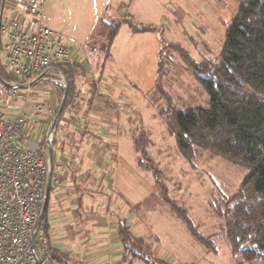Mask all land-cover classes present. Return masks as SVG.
Listing matches in <instances>:
<instances>
[{"label": "rangeland", "instance_id": "obj_1", "mask_svg": "<svg viewBox=\"0 0 264 264\" xmlns=\"http://www.w3.org/2000/svg\"><path fill=\"white\" fill-rule=\"evenodd\" d=\"M238 3L240 0H47L44 14L45 24L49 28L82 42L95 77V58L104 57L106 53L108 22L126 18L127 15L122 13L124 11L133 15L135 23H151L156 27V32L152 31V35L144 36H150L152 43L153 35L157 40L156 64L160 51L162 61L165 63L162 86L170 94L169 100L179 106L193 107L206 106L207 96L195 79L191 67L184 62L178 52L176 44L194 60L209 59L212 62L217 60L225 31L237 10ZM7 13L4 10L3 24H6L9 16ZM159 35L163 38L161 44L158 41ZM133 36L128 27L123 25L119 34L120 43L130 41L134 55L137 56L134 57V61L140 62L139 70L141 74L144 73L143 76L138 75V70L133 77L120 71L117 72L121 75L119 81L117 78L106 80L98 76V85L97 80L93 81L92 74L93 80L91 76L88 77L91 87L89 97H92L98 106L96 109L98 114L93 115H99L98 119L103 118L102 121H105L103 127L108 131V134L98 142L107 152L103 170L104 173L109 170L112 175L109 184L111 189L109 188L107 195L113 199V210L121 218L127 219L128 213H133L134 207L142 203L146 196H150L154 189L160 190L154 185L152 176L141 170L136 163L140 146L137 135L143 131L150 140L147 147L150 155L163 168L161 179L167 189L166 196L178 206L185 207L195 231L209 239L208 246L198 242L185 224L170 210L168 204L153 205V215L147 218L136 208L138 219L136 223L141 229L139 234L147 241L150 250L168 264H248L243 262L240 254L233 253L225 231V219L222 216L225 207L228 206L227 197L235 192L239 183L244 180L246 170L207 155L198 160L193 167L179 156L173 138L167 133L163 121L158 116L159 110L166 107L169 100L162 99L158 103L163 107H153L148 101L156 80L157 69L153 70L155 56L151 49L148 50V42L144 46L140 45L135 42L134 38L137 36ZM94 47L99 48L97 54L94 51L90 53V49ZM0 60L4 62L3 53H0ZM58 82L47 81V85H43L47 91L39 90L33 85L27 100L28 106L31 108L34 101H37L36 104L47 103L50 117L55 116L62 97V86ZM116 82L121 84L123 82V88H116ZM52 86L60 88L53 98L51 96L53 94L49 93ZM22 102L12 101L11 106L22 105ZM45 117V111L38 115L41 120ZM64 132L61 120L57 135L60 136ZM83 148L92 155L95 152L94 147ZM56 152H59V149ZM90 168L89 184L95 191H99L98 185L95 186L98 180L94 181L98 178L99 166L92 162ZM76 171L78 174H84L87 170L81 171L77 168ZM94 201L91 200L92 205L95 204ZM90 212L87 210L85 214H91ZM64 221L69 224L67 228L59 225L58 218L54 221L55 224L53 222L51 225L50 238L55 246L61 250H73L81 255L87 254L88 244L94 243L102 247L97 231L87 232L88 222L85 223L84 216L80 223H76L71 214H65ZM82 223L85 224V228L79 227ZM138 225L136 227L139 228ZM153 225L155 236L151 234L150 229ZM132 232L138 236L136 230L133 229ZM150 238L152 240L149 244ZM100 261L101 264H107V260ZM114 264L146 263L137 259L124 261L118 258Z\"/></svg>", "mask_w": 264, "mask_h": 264}, {"label": "trees", "instance_id": "obj_2", "mask_svg": "<svg viewBox=\"0 0 264 264\" xmlns=\"http://www.w3.org/2000/svg\"><path fill=\"white\" fill-rule=\"evenodd\" d=\"M126 15L124 19L107 23L109 34L105 55H108L109 47L123 24L127 23L134 33L156 32L154 25L135 23L130 15ZM159 36L161 44L163 38ZM176 46L206 93L207 104L183 107L169 100L171 96L162 86L165 63L160 51L156 80L148 96L149 104L163 107L158 103L162 99L169 100L166 107L159 110L158 116L173 138L177 153L187 164L195 167L196 162L207 155L246 170L244 180L227 197L228 206L222 216L233 253L240 254L245 263L264 264V0H240L225 31L217 60H194L178 44ZM97 64L99 62L95 59L94 66ZM57 66L65 72L68 81L63 112L73 99L74 77L81 65L76 61ZM0 75L9 80L1 69ZM137 137L140 145L138 165L151 172L162 188L170 210L185 224L191 235L208 246L209 239L195 231L185 207L178 206L166 196L167 189L161 179L163 168L149 153L147 134L141 131ZM53 160L51 155L52 169ZM45 212L40 226L47 238ZM118 232L125 261L137 259L146 264H168L156 257L147 246V241L136 236L125 223L119 225Z\"/></svg>", "mask_w": 264, "mask_h": 264}, {"label": "crops", "instance_id": "obj_3", "mask_svg": "<svg viewBox=\"0 0 264 264\" xmlns=\"http://www.w3.org/2000/svg\"><path fill=\"white\" fill-rule=\"evenodd\" d=\"M22 5L23 4L19 0H8V2L6 0L3 8V13L4 10H6L9 15H7L8 17L5 21L6 23L9 22L15 12L20 13V16L24 19V21L29 19V17L24 14L25 11ZM122 13L130 15L134 22L133 15L131 13H126L124 11ZM123 25L128 27L129 32L134 35L133 37L137 36L134 38L135 42H138V44H142L143 46L148 42V50L151 49L153 51V55L155 56L157 47V40L155 36L153 35L151 38L154 43L150 40V36H144L148 34L152 35V33H134L130 30L127 23ZM123 25H121L114 37L109 47L108 55H104V57L102 56L99 59L96 56L95 59L99 62V64H97L99 67L95 65L96 77L93 75L94 73L92 74L93 67L89 63V58H83L80 51H77V55L79 53L77 61L81 65V69L78 70V73L74 77L75 91L73 99L66 106L64 111L61 112L56 123L53 124L55 116L50 117V108L46 107L47 103L36 104L37 101H34L30 108L26 101V125L24 131L19 135V137H17V143L20 146H38L42 149V151H48V142H51V155H53L54 158V169H52V179L47 199V212H45L48 231L47 238H49L50 244L55 252L69 256L72 261L77 259L82 264H101V259L107 260V264H114V261L118 260V258H122V260H124V248L118 232L119 225L121 223H125L131 231L133 229L136 230L138 232V237H141L139 234L141 231L140 226L136 223V221H138L136 208L142 212L144 217L147 218L153 215V205H167L163 197V190L154 179L152 180L155 182L154 185L158 190H160L157 191L154 189L150 196H146L142 203H139L134 207V210L132 211L133 213H128L127 219L123 217L121 218V216L113 210V199L109 198L107 195V191L111 189L109 184L111 183L112 175L109 173V170L107 173H104L103 167L104 164H106L105 159H107V152L105 151L104 146L98 141L102 140L103 137L108 134V131L106 130L107 128L103 127L105 123L104 120L102 121L103 118L98 119V111L96 112V109H98L97 103H94L92 97H89L88 93L91 91V87L88 82V77L92 74L94 77L93 80V77L91 76L92 80L94 82L97 80L96 83L98 85V76L101 79L104 78L107 80L109 78L110 80V78H117L118 80V78H121V75L119 73L117 74V72L120 71L121 73L124 72L126 75L133 77L136 74L135 72L138 70V75L143 76L144 73L141 74V71L139 70V66H141L140 62L136 63V61H134L137 56L134 55V48L130 45V41L128 43H125L124 41L120 43L119 34ZM74 40L83 45L81 41L76 39ZM74 49H76V47H74ZM98 50L99 48L96 49L94 47V49H90V53L94 51L97 54ZM0 53H3L1 49ZM156 66L155 56L153 70L157 68ZM148 67H150V65ZM0 69L4 75L7 74L5 63L1 60ZM6 77L9 78L8 75H6ZM5 80L8 79H4V77L0 75V104L3 103L0 105V109L4 111L7 116L11 117L18 112L19 108L23 105V102L22 105L16 104L13 107L11 106L12 101L17 102L20 101V99L11 100L3 95V88H5L3 81ZM47 81L50 80H42L33 85H35L39 90L44 91L46 89L43 85H47ZM116 83V88H123V82L122 84L120 82ZM59 89L60 88L57 86H52V90H48L49 93L53 94L51 95L52 98L56 97ZM35 105L40 106L39 111L35 110ZM41 111L46 112V117L42 120L38 118ZM94 113L97 114L93 115ZM105 114L103 115L107 117ZM61 120L65 132L59 136L57 135V131ZM50 131H52L51 134L49 133ZM84 146L94 147V154L92 155L90 152L86 151L87 149L83 148ZM58 149L59 152H56ZM137 157L138 156H136V163ZM92 162H95L99 166V172H97L98 178L94 179V181L98 180V183L95 186L98 185L97 187L99 191H95V188H92V185H90L88 181L91 174L90 165ZM137 166L152 176L150 171L143 169L138 165V163ZM77 168H80L81 171L83 169L87 171H85L84 174H78L76 171ZM152 181L150 182L151 184ZM110 192L112 193L113 191ZM91 200H95L94 205L91 204ZM135 204L136 203H134V205ZM87 210H89V212L92 211V213L90 212L91 214H85V211ZM65 214H71L76 223H80L84 216L85 223L88 222L87 232L96 230L101 239L102 247L97 246L94 243L91 245L88 244L86 246L87 254L81 255L73 250H61L55 246L50 238L51 225L58 218L60 221L59 225L67 228L69 224H66L64 221ZM137 225L139 228L136 227ZM79 227L85 228V224L82 223V226ZM153 228H155L154 225L150 228L152 232L151 234L155 236ZM151 240L152 239L150 238L149 244L151 243Z\"/></svg>", "mask_w": 264, "mask_h": 264}, {"label": "built area", "instance_id": "obj_4", "mask_svg": "<svg viewBox=\"0 0 264 264\" xmlns=\"http://www.w3.org/2000/svg\"><path fill=\"white\" fill-rule=\"evenodd\" d=\"M19 1L29 19L24 21L15 12L6 24L1 18L0 27V49L10 84L3 88V95L23 101L11 117L0 109V264H82L55 252L40 226L48 151L22 147L17 137L26 125V101L32 85L48 79L62 86L66 76L57 65L75 63L77 51L83 58L87 56L83 45L45 24L47 0ZM55 73L60 74L59 79ZM19 84L21 89L14 88ZM35 110L40 106L35 105Z\"/></svg>", "mask_w": 264, "mask_h": 264}, {"label": "water", "instance_id": "obj_5", "mask_svg": "<svg viewBox=\"0 0 264 264\" xmlns=\"http://www.w3.org/2000/svg\"><path fill=\"white\" fill-rule=\"evenodd\" d=\"M5 2H6V0H0V27H1V18H2V13H3V8L5 5ZM39 79H43V77L39 78ZM63 80H64V82L62 85V97H61V101H60V104L58 106V109L56 110V114H55L53 124L56 123V121L58 120V118H59V116L63 110V106H64V103H65V100H66V97L68 94L67 78L65 77ZM33 83H35V82L33 81L32 84ZM3 84L10 86V84L8 82H5V81H3ZM22 87H23V85L19 84V85L15 86L14 88L21 89ZM48 156H49V169H48V174H46L47 180H46V185H45V197L43 199V203H42L41 210H40L41 218L43 217V214H44L46 207H47V202H48L47 199H48L49 188H50L51 179H52V171H53L52 166H51V142L50 141L48 142ZM32 238L34 239V236Z\"/></svg>", "mask_w": 264, "mask_h": 264}, {"label": "bare ground", "instance_id": "obj_6", "mask_svg": "<svg viewBox=\"0 0 264 264\" xmlns=\"http://www.w3.org/2000/svg\"><path fill=\"white\" fill-rule=\"evenodd\" d=\"M59 76H60V74L59 73H55V78H57V79H59Z\"/></svg>", "mask_w": 264, "mask_h": 264}]
</instances>
